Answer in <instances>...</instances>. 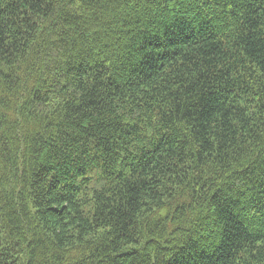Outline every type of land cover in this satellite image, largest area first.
I'll return each mask as SVG.
<instances>
[{
  "label": "trees",
  "instance_id": "trees-1",
  "mask_svg": "<svg viewBox=\"0 0 264 264\" xmlns=\"http://www.w3.org/2000/svg\"><path fill=\"white\" fill-rule=\"evenodd\" d=\"M0 264H264V0H0Z\"/></svg>",
  "mask_w": 264,
  "mask_h": 264
}]
</instances>
